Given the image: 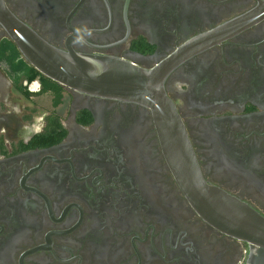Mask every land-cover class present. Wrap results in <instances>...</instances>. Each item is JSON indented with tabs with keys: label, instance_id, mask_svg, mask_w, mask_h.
Returning a JSON list of instances; mask_svg holds the SVG:
<instances>
[{
	"label": "flooded vegetation",
	"instance_id": "obj_1",
	"mask_svg": "<svg viewBox=\"0 0 264 264\" xmlns=\"http://www.w3.org/2000/svg\"><path fill=\"white\" fill-rule=\"evenodd\" d=\"M4 1L60 49L145 69L258 4ZM78 26L91 30L83 43ZM19 56L0 24V264L247 263L249 245L187 201L148 108L81 94L40 72L32 92V66L16 71ZM165 88L206 180L264 215V20L184 61Z\"/></svg>",
	"mask_w": 264,
	"mask_h": 264
},
{
	"label": "water",
	"instance_id": "obj_2",
	"mask_svg": "<svg viewBox=\"0 0 264 264\" xmlns=\"http://www.w3.org/2000/svg\"><path fill=\"white\" fill-rule=\"evenodd\" d=\"M264 20V0L204 31L151 69L113 57L89 56L47 42L0 0V24L24 59L72 91L136 103L152 114L164 158L195 212L208 224L249 245L246 264H264V215L204 177L185 124L165 84L184 61Z\"/></svg>",
	"mask_w": 264,
	"mask_h": 264
},
{
	"label": "trees",
	"instance_id": "obj_3",
	"mask_svg": "<svg viewBox=\"0 0 264 264\" xmlns=\"http://www.w3.org/2000/svg\"><path fill=\"white\" fill-rule=\"evenodd\" d=\"M30 74L28 75V76H26L27 77V79H29V81L30 82H33V81H35V79L40 75V73L35 69V68H31L30 69ZM26 77H23L22 78V80L24 81L25 79H26ZM44 81L45 82H50V83H53V81L52 80H50V79H48V78H46V77H44ZM56 85V84H55ZM29 93V92H28Z\"/></svg>",
	"mask_w": 264,
	"mask_h": 264
},
{
	"label": "clouds",
	"instance_id": "obj_4",
	"mask_svg": "<svg viewBox=\"0 0 264 264\" xmlns=\"http://www.w3.org/2000/svg\"><path fill=\"white\" fill-rule=\"evenodd\" d=\"M75 32H76L75 39H76L77 43H83L82 36H83L84 33H87L88 35H91V30L87 29L86 26L83 29L80 26H78L75 29Z\"/></svg>",
	"mask_w": 264,
	"mask_h": 264
},
{
	"label": "rangeland",
	"instance_id": "obj_5",
	"mask_svg": "<svg viewBox=\"0 0 264 264\" xmlns=\"http://www.w3.org/2000/svg\"><path fill=\"white\" fill-rule=\"evenodd\" d=\"M16 71L20 70V69H24V67L26 65H28V63L26 61H24V58H22L21 56L18 57V59L16 60ZM16 71L14 73H16ZM11 76H15L16 74H13V71L10 72Z\"/></svg>",
	"mask_w": 264,
	"mask_h": 264
},
{
	"label": "built area",
	"instance_id": "obj_6",
	"mask_svg": "<svg viewBox=\"0 0 264 264\" xmlns=\"http://www.w3.org/2000/svg\"><path fill=\"white\" fill-rule=\"evenodd\" d=\"M39 82L37 80L33 81L30 85H29V89L32 92H37L39 90Z\"/></svg>",
	"mask_w": 264,
	"mask_h": 264
}]
</instances>
